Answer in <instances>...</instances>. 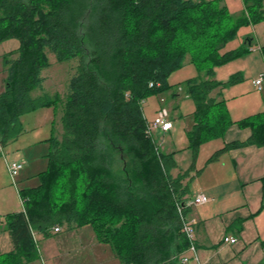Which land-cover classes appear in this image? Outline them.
Listing matches in <instances>:
<instances>
[{"label": "trees", "instance_id": "obj_1", "mask_svg": "<svg viewBox=\"0 0 264 264\" xmlns=\"http://www.w3.org/2000/svg\"><path fill=\"white\" fill-rule=\"evenodd\" d=\"M243 3V13L233 18L216 0H0V42L19 41L1 56L0 154L24 132V114L53 107L57 115L39 183L19 189L22 210L6 216L13 248L0 254V264L35 259L33 231L48 236L55 227L84 224L121 264H178L176 255L187 245L178 203L202 169H194L198 148L233 122L211 92L242 79L236 73L216 80L213 69L249 51L222 50L241 24L264 20V0ZM47 50L57 61L78 58L63 98L42 91ZM187 56L206 68L207 77L187 80L194 103L187 132L193 161L173 175V154L156 148L147 134L141 101L167 88L168 75ZM235 122L249 127L250 137L226 143L206 162L231 147L264 146V110Z\"/></svg>", "mask_w": 264, "mask_h": 264}, {"label": "crops", "instance_id": "obj_2", "mask_svg": "<svg viewBox=\"0 0 264 264\" xmlns=\"http://www.w3.org/2000/svg\"><path fill=\"white\" fill-rule=\"evenodd\" d=\"M245 41L252 44L253 39L247 38ZM260 45L257 46L262 53ZM18 46L19 41L15 38L0 42V89L3 87L2 79L5 76L1 56L16 50ZM215 79L224 82L229 78ZM256 79H253L252 87L258 91L264 90V79L261 80L260 87L254 83ZM234 85L238 84H226L211 92L217 100H223V108L233 122L225 129L223 135L218 137L220 142L215 146L211 145L209 150L212 152H208L209 155L205 159H198V151L194 161L192 155L194 169H202L188 181V195L203 192L210 199L205 203L193 205L186 214L188 219L193 220L194 242L199 259L198 262L192 260L188 264H264V146L246 144L231 147L222 152L216 160L206 162L215 150L226 143L246 141L250 137L251 129L240 127L235 121L264 110V92L252 98H245L240 92H232L226 96L224 90ZM51 115L52 120L56 119L53 107ZM173 158L176 162V167L171 170L173 175L188 169L192 163L191 161L186 168L177 169L178 163L174 154ZM191 173L193 174V170ZM20 210L22 203L19 210L9 213ZM9 213L4 215V221H1L0 215V254L13 248L6 223ZM225 235L234 236L237 241L224 242L222 238ZM33 239L37 257L26 264H121L111 247L97 239L93 227L89 224L70 229L62 227L59 232L52 230L48 236L33 231ZM178 243L176 239L172 242L173 250Z\"/></svg>", "mask_w": 264, "mask_h": 264}, {"label": "rangeland", "instance_id": "obj_3", "mask_svg": "<svg viewBox=\"0 0 264 264\" xmlns=\"http://www.w3.org/2000/svg\"><path fill=\"white\" fill-rule=\"evenodd\" d=\"M220 6H225L231 17H238L243 13V0H216ZM252 38V44L245 40ZM259 40V41H258ZM258 44L264 46V20L255 23H243L239 26L236 36L228 41L222 50L245 46L249 49L243 55L231 59L221 65L214 67L213 76L218 79L229 78L232 74H241L242 79L224 90L228 96L235 92L244 94L245 98H252L261 94L252 87V81L261 77L264 79V55L258 49ZM260 45V47H261ZM49 64L41 70L44 77L42 82V91L50 95L58 94L63 98L68 89V82L71 75L76 71L78 58H71L66 61H57L55 54L46 51ZM207 77L206 68L199 69L196 64L189 60V56L183 62V65L173 70L167 77L169 86L158 92H153L141 101V108L147 123H151L160 107L167 109L172 127L168 132L153 130L152 137L157 147L162 152H173L178 163L177 169L186 168L192 161V151L188 141V130L192 127L193 116L190 114L194 109V103L191 97L186 94L187 80ZM264 87V84H262ZM40 90H34L39 93ZM228 102V101H227ZM59 106V105H58ZM51 107H44L29 112L22 116V123L26 131L16 140L7 142L2 146L0 154V215L1 221H4V215L11 211L21 208L18 190L35 186L38 184V173L46 168L47 154L50 151L48 137L51 134ZM55 120V118H54ZM57 121V116H56ZM55 131L60 128L58 122H55ZM220 142L219 138H212L203 142L199 146L198 159H205L212 150H209ZM212 145V146H211ZM209 152V154H207ZM18 161L23 163V168L14 178L11 179L7 162ZM120 158L114 167L120 164ZM195 182V181H194ZM90 225V224H89ZM91 226V225H90Z\"/></svg>", "mask_w": 264, "mask_h": 264}, {"label": "built area", "instance_id": "obj_4", "mask_svg": "<svg viewBox=\"0 0 264 264\" xmlns=\"http://www.w3.org/2000/svg\"><path fill=\"white\" fill-rule=\"evenodd\" d=\"M261 80L262 78L259 77L254 81V83L258 87H260ZM168 116H169L168 111L165 108L160 107L157 110L156 116L153 119V121L151 123H147L146 121L147 134L152 137L153 130H160L162 132H166L170 130L172 127V122ZM6 165H7L8 173L14 182V178L19 173V171L23 168V163L18 162V161H11V162H7ZM209 199L210 197L207 194L203 192H198L193 195H189L185 197L182 201L178 203V211L180 212L182 216L181 217L182 218V231L185 235V238L187 239L186 247L176 255V257L179 259L178 264H188L192 260L197 261V262L199 261L198 255H197V247L194 242L193 220L188 219L186 215L182 214V208L183 207L190 208L193 205L205 203ZM53 231L55 232L59 231V227H55ZM222 239L224 242H228V243H235L237 241L236 237L230 236V235H225L223 236Z\"/></svg>", "mask_w": 264, "mask_h": 264}, {"label": "bare ground", "instance_id": "obj_5", "mask_svg": "<svg viewBox=\"0 0 264 264\" xmlns=\"http://www.w3.org/2000/svg\"><path fill=\"white\" fill-rule=\"evenodd\" d=\"M167 110V109H166ZM153 138V137H152ZM155 143V142H154ZM156 145V144H155ZM156 148H158V147H156Z\"/></svg>", "mask_w": 264, "mask_h": 264}]
</instances>
